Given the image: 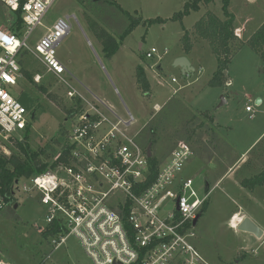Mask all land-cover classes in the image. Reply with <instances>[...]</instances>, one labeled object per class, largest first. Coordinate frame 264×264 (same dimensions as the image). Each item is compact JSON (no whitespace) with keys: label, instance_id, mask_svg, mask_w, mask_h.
<instances>
[{"label":"rangeland","instance_id":"obj_1","mask_svg":"<svg viewBox=\"0 0 264 264\" xmlns=\"http://www.w3.org/2000/svg\"><path fill=\"white\" fill-rule=\"evenodd\" d=\"M185 3L186 0H55L28 43L34 48L47 28L69 17L70 33L57 49L58 59L67 69L63 76L67 85L49 75L34 56L21 54L19 61L33 74L34 82L48 92L42 93L23 75L19 80L16 98L20 101L25 92L37 107L36 118L30 120L27 145L32 151L46 149L49 155L62 151L78 119L76 114L87 112L90 104H98L99 100L110 105L121 119L132 115L133 130L143 129V145H147L144 137L151 127L156 132L152 153L159 163L167 161L181 142L193 148L195 156L187 163L185 176L194 179L202 197L208 194V209L195 227L193 240L202 255L212 264H264V235L257 238L238 231L241 218L245 217L264 231V185L253 191L241 185L244 179L253 178L264 169V144L251 149L243 161V155L264 134V63L244 46L228 67L227 84L210 86L218 62L210 45L193 36V32L208 11L223 18L222 0L203 5L182 21L173 20ZM230 12L235 16V27L244 30L242 38L246 41L264 22V0H232ZM129 15L139 25L125 38L117 54L108 58L86 16L120 39L132 23ZM158 19L166 22L150 24ZM15 22L11 11L0 1V29L10 30ZM185 30L194 41L190 53L182 43ZM153 48L160 54L147 59L145 54ZM165 51L167 54L160 58ZM180 58L188 59L194 72L184 75L175 65ZM139 66L147 73L149 94H144L137 84ZM37 75L41 76L40 83L35 81ZM72 90L86 101L78 96L70 98ZM49 94L56 100L52 101ZM222 97L226 102L221 106ZM79 99L82 106L77 111ZM259 100L262 103L258 104ZM156 106L161 107L158 112ZM101 107L108 117L115 118L107 107ZM247 107L253 109V117ZM65 109H76L77 113L69 117ZM209 115L215 118L214 122ZM20 138L0 134V152L5 156L19 154L15 142ZM53 140L62 144L52 145ZM41 159L49 161L45 155ZM237 161L243 162L229 169ZM14 201L0 215V263L92 264L76 238L68 237L57 247L55 238L44 236L48 228L47 208L39 196L17 193Z\"/></svg>","mask_w":264,"mask_h":264},{"label":"built area","instance_id":"obj_2","mask_svg":"<svg viewBox=\"0 0 264 264\" xmlns=\"http://www.w3.org/2000/svg\"><path fill=\"white\" fill-rule=\"evenodd\" d=\"M0 1L13 13L21 11L22 20L19 32L0 29V134L23 140L33 115L15 96L22 79L21 54L34 56L49 75L67 85L63 78L67 69L57 49L71 25L69 17L59 19L32 48L28 42L55 0ZM157 54L153 48L145 57ZM35 81L40 83L41 76ZM77 96L86 101L77 91H69L70 98ZM100 105L115 115L101 100L76 114L68 136L70 164L17 181L14 197L39 196L47 208V227L57 223L65 230L53 242L60 247L68 237L76 238L92 264H212L193 243L194 221L208 197H202L194 179L185 176V167L195 156L193 148L179 143L153 177L154 156L148 158V147L141 143L143 129L133 130L132 115L108 117ZM247 112L254 116L251 107ZM8 206L0 185V215Z\"/></svg>","mask_w":264,"mask_h":264},{"label":"trees","instance_id":"obj_3","mask_svg":"<svg viewBox=\"0 0 264 264\" xmlns=\"http://www.w3.org/2000/svg\"><path fill=\"white\" fill-rule=\"evenodd\" d=\"M231 1L232 0H222L223 18H220L213 12L208 11L196 23L193 32V36H196L200 40L205 41L210 45L214 55L216 56L218 62V70L214 74L213 79L210 81V86L214 88L223 87L225 84H227L228 79L226 72L228 70V67L237 53L241 51L244 46H248L261 58L264 63V24L245 43L241 41L235 33L236 19L234 14L230 12ZM212 2L213 0H186L183 10L175 14L173 20L182 21L192 12L200 11L203 5L209 6ZM116 5L117 8L122 11V8L118 4ZM11 13L16 19V22L13 24L10 30L13 33H16L19 32V29L22 27L21 11L17 13ZM129 17L132 19L131 25L129 26L125 35L121 36L120 39H117L107 30H105L92 17L86 16V22L90 30L102 45L103 52L108 58H111L112 56L117 54L125 38L130 33H132L134 29L139 25V21L137 19H133L130 15ZM20 21L21 23L18 24L17 22ZM158 21L162 23L166 22L165 20L158 19L150 21V24ZM17 24H21V27L19 28ZM15 25H17L18 28H16L17 26ZM182 43L186 52L190 53L193 48L194 41H191L190 34L187 30H185V35L182 38ZM19 64L21 66V73L24 79H26L30 84H33L35 88L40 89L42 93L48 94L44 86H38V84L34 82L33 74L23 66V63L21 61H19ZM136 80L137 84L144 92V94H149L151 92L147 73L141 66L137 68ZM48 97L52 101L56 100L55 97L51 94H49ZM19 99L28 109V111L32 113L33 119L36 118L35 114L37 107L35 106L33 99L29 98L25 92L20 95ZM77 105L78 111L82 106V101L80 99L78 100ZM77 111L76 109H65V112L69 115V117H71L72 114L77 113ZM209 116L210 121L214 122L215 118L211 115ZM155 134L156 132L154 131L153 127H151V129L148 131L147 136L144 137V142L147 144L145 145L146 147H154L157 142ZM30 136L31 128L29 126L26 130L24 139L15 142L17 149L19 150V154L16 152L11 156H5L2 152H0V185L2 191L5 193V195L8 196L9 206L13 202H15L13 187L17 183V181L44 173L50 169L55 168L59 164H70V155L72 148L68 145V140L65 142V144H67L62 147V151H55L54 153L49 155L47 154L46 149H40V151H32L27 145ZM56 142L62 144L61 141L60 143L59 141L53 140L52 145H54ZM259 144H264V138ZM43 155H45L49 161H42L41 156ZM150 164L154 177L158 170L159 161L156 157H154L150 160ZM241 185L251 191H253L256 187L263 186L264 169L253 178L244 179ZM207 209L208 203L206 202L202 212L200 213L201 217L204 215ZM44 232V236L47 238H58L59 236L64 235L65 230L62 229L59 224L55 223L49 226Z\"/></svg>","mask_w":264,"mask_h":264},{"label":"water","instance_id":"obj_4","mask_svg":"<svg viewBox=\"0 0 264 264\" xmlns=\"http://www.w3.org/2000/svg\"><path fill=\"white\" fill-rule=\"evenodd\" d=\"M92 1L96 2L99 0H92ZM140 49L142 50V45L140 46ZM175 65L182 69L184 75H188L191 72H194V69L191 67L189 60L186 58L178 59L176 61ZM226 75H227V72H226ZM225 102H226L225 98L222 97L221 106L224 105ZM147 156H148V158L153 157L152 146H148ZM15 208H17V207H15ZM200 218H201V215H199L197 217V219L194 221V226H197ZM238 231L254 235L257 238H261L264 235V231L255 222H253L249 217H245L242 219V221L240 222V224L238 226Z\"/></svg>","mask_w":264,"mask_h":264},{"label":"crops","instance_id":"obj_5","mask_svg":"<svg viewBox=\"0 0 264 264\" xmlns=\"http://www.w3.org/2000/svg\"><path fill=\"white\" fill-rule=\"evenodd\" d=\"M250 1H252V2H254L255 0H250ZM236 21V20H235ZM264 24V22L257 28V30L262 26ZM256 30V31H257ZM255 31V32H256ZM244 32V30H240V29H238V28H236L235 27V33H236V36L241 40V41H243L244 43L255 33V32H253L252 34H251V36L246 40V41H244L243 40V38H242V33ZM243 49V48H242ZM64 65V64H63ZM65 66V65H64ZM192 73V72H191ZM260 103H262V101L261 100H259L258 101V104H260ZM264 138V134H262L259 138H258V140H256L252 145H251V147H250V150H248L249 151V153H246V154H244L243 155V157L245 156V158L243 159V161L246 159V157L253 151V149L254 148H256L258 145H259V143L262 141V139ZM260 140V141H259ZM259 141V142H258ZM258 142V143H257ZM257 143V144H256ZM255 144H256V146H255ZM251 149H252V151H251ZM243 161H241V162H243ZM241 162H239V161H237V162H235L233 165H231V166H229L230 168L229 169H231L236 163H241ZM207 196H208V194H207ZM208 199V198H207ZM241 219H243V218H241Z\"/></svg>","mask_w":264,"mask_h":264},{"label":"bare ground","instance_id":"obj_6","mask_svg":"<svg viewBox=\"0 0 264 264\" xmlns=\"http://www.w3.org/2000/svg\"><path fill=\"white\" fill-rule=\"evenodd\" d=\"M236 221V220H235ZM242 221V220H241Z\"/></svg>","mask_w":264,"mask_h":264}]
</instances>
